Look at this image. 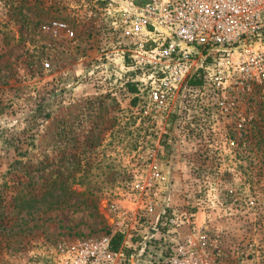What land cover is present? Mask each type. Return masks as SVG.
I'll return each mask as SVG.
<instances>
[{"label": "rangeland", "instance_id": "1", "mask_svg": "<svg viewBox=\"0 0 264 264\" xmlns=\"http://www.w3.org/2000/svg\"><path fill=\"white\" fill-rule=\"evenodd\" d=\"M86 3L0 0V264H83L117 232L108 264H264V83L211 57L152 100Z\"/></svg>", "mask_w": 264, "mask_h": 264}, {"label": "built area", "instance_id": "2", "mask_svg": "<svg viewBox=\"0 0 264 264\" xmlns=\"http://www.w3.org/2000/svg\"><path fill=\"white\" fill-rule=\"evenodd\" d=\"M90 2L86 6L99 9L104 62L125 67L129 60V68L141 75L136 85L148 89L152 100L166 101L211 57L221 71L231 68L247 81L264 83V0ZM44 29L54 37L75 36L72 26L62 20H52ZM88 76L99 89L112 92L104 69ZM110 243L111 237L81 241L74 256L83 264H108L116 254Z\"/></svg>", "mask_w": 264, "mask_h": 264}, {"label": "trees", "instance_id": "3", "mask_svg": "<svg viewBox=\"0 0 264 264\" xmlns=\"http://www.w3.org/2000/svg\"><path fill=\"white\" fill-rule=\"evenodd\" d=\"M134 102H136V99H134ZM123 239V234L120 232L115 233L112 237H111V250L114 252H118L120 250V246H121V242Z\"/></svg>", "mask_w": 264, "mask_h": 264}]
</instances>
